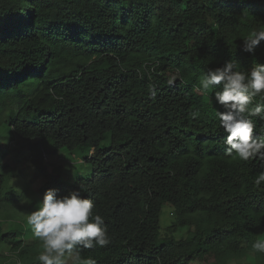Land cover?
Instances as JSON below:
<instances>
[{"label": "trees", "instance_id": "obj_1", "mask_svg": "<svg viewBox=\"0 0 264 264\" xmlns=\"http://www.w3.org/2000/svg\"><path fill=\"white\" fill-rule=\"evenodd\" d=\"M258 30L264 0H0V135L32 143L40 201L79 190L104 217L111 243L74 249L80 264H264L252 250L264 240V161L225 154L220 88L199 86L228 61L264 64V41L242 50ZM251 119L260 136L264 120ZM59 151L81 153L90 175L62 183L60 167L43 165ZM5 155L0 209L24 200ZM165 205L173 221L161 231ZM23 235L0 223V259L6 248L10 264H41Z\"/></svg>", "mask_w": 264, "mask_h": 264}, {"label": "clouds", "instance_id": "obj_2", "mask_svg": "<svg viewBox=\"0 0 264 264\" xmlns=\"http://www.w3.org/2000/svg\"><path fill=\"white\" fill-rule=\"evenodd\" d=\"M261 41L264 30L253 31L243 39L242 50L252 54ZM237 67L236 62L228 61L223 67L208 69L200 77V90L206 93L220 88L215 92V102L223 109L216 115L227 134L225 154L242 161H264V133L253 134L256 125L251 119L264 120V103L250 107L255 97H264V64L254 63L244 71L235 70ZM38 205L37 210L27 215V224L33 237L42 242L43 251L36 257L41 264H69V261L80 264L74 249L105 247L111 243L104 217L93 212V201L82 198L79 190L58 197L56 189H49ZM252 250L264 254V240L254 242ZM86 264L95 261L89 259Z\"/></svg>", "mask_w": 264, "mask_h": 264}, {"label": "rangeland", "instance_id": "obj_3", "mask_svg": "<svg viewBox=\"0 0 264 264\" xmlns=\"http://www.w3.org/2000/svg\"><path fill=\"white\" fill-rule=\"evenodd\" d=\"M170 76L173 78L174 73H170ZM31 146V142L20 140L10 131H4L3 134L0 135V150L6 154L3 161L11 165L9 166L10 168L14 169L15 167V170H21L18 174V178L10 181V185L14 186L15 190L19 193L24 191V200L20 204L0 209V223L3 225L4 229L16 225L21 226L24 232V244L36 243L38 247L40 246V251L42 252L43 247L41 246V241L33 237L31 228L27 224V215L37 210L39 206L38 203L40 202V198L37 195V189L42 183L38 171L32 166H28V162L24 159L29 156ZM81 159V153L70 155L64 151H59L56 154L45 152L43 154V165L52 164L60 167V181L62 183H73L78 178H86L90 175L89 165L82 162ZM13 163H15V165H13ZM32 199L34 201L30 203ZM27 205H30L31 208L28 209L26 207ZM172 221L173 216L171 215V208L166 205L163 206L159 217L161 231L170 226ZM173 234L176 238H180L185 234V231L178 230L173 232ZM1 255L4 256V258L0 259V264H10V262L14 260V257H12L11 253L6 248H2ZM69 264H71L70 261ZM229 264H254V261L248 258H242L231 261Z\"/></svg>", "mask_w": 264, "mask_h": 264}]
</instances>
